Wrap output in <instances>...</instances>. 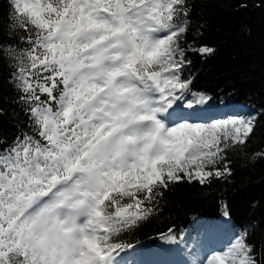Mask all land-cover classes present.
<instances>
[{
    "label": "snow or ice",
    "instance_id": "obj_1",
    "mask_svg": "<svg viewBox=\"0 0 264 264\" xmlns=\"http://www.w3.org/2000/svg\"><path fill=\"white\" fill-rule=\"evenodd\" d=\"M203 27L191 0H8L0 66L27 130L0 140V264H133L128 237L167 193L264 163V114L194 89ZM223 231L190 264H264L247 230Z\"/></svg>",
    "mask_w": 264,
    "mask_h": 264
},
{
    "label": "trees",
    "instance_id": "obj_2",
    "mask_svg": "<svg viewBox=\"0 0 264 264\" xmlns=\"http://www.w3.org/2000/svg\"><path fill=\"white\" fill-rule=\"evenodd\" d=\"M191 4L193 26H204L200 45L215 49L209 56L189 53L194 89L212 95L216 104L230 101L264 114V2L191 0ZM7 12L8 0H0V23ZM25 120L8 83V70L0 66V140L10 143L22 129L26 131ZM250 147L264 148V120L258 122ZM234 160L231 183L211 189L181 183L167 193L159 214L128 237L131 243L161 239L172 228L185 251L188 227L202 221L214 226L227 210L231 231L247 230L257 248L264 245V163L252 165L239 155Z\"/></svg>",
    "mask_w": 264,
    "mask_h": 264
},
{
    "label": "rangeland",
    "instance_id": "obj_3",
    "mask_svg": "<svg viewBox=\"0 0 264 264\" xmlns=\"http://www.w3.org/2000/svg\"><path fill=\"white\" fill-rule=\"evenodd\" d=\"M209 230H211V229H209ZM211 234H212L211 231H207V229H204L203 232H199L197 235H195V238H193L192 240L195 241L196 238H201L202 240H204V238H205L206 236H209V235H211ZM201 243H202V242H200V243L192 242L191 245H190L189 248H188V254H191V253L195 254V253L201 251L202 249H204V248L202 247ZM193 251H194V252H193ZM193 256H194V255H193ZM192 258H193V257H192ZM192 258H190V259L186 258L185 260H188V262L190 263V260H191Z\"/></svg>",
    "mask_w": 264,
    "mask_h": 264
},
{
    "label": "bare ground",
    "instance_id": "obj_4",
    "mask_svg": "<svg viewBox=\"0 0 264 264\" xmlns=\"http://www.w3.org/2000/svg\"><path fill=\"white\" fill-rule=\"evenodd\" d=\"M205 240H207L208 241V243L210 244V241H209V237L207 238V239H205ZM168 249L166 248V249H164L163 250V252H165L166 253V251H167ZM167 257L169 258V260H170V264H178V263H175V261L171 258V256L170 255H167ZM158 262H162L161 261V259H158ZM151 264H153V263H151Z\"/></svg>",
    "mask_w": 264,
    "mask_h": 264
}]
</instances>
